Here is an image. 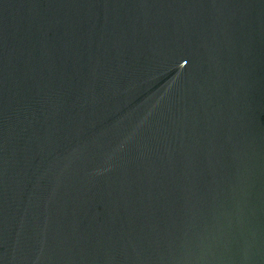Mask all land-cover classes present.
<instances>
[{"label":"water","instance_id":"1","mask_svg":"<svg viewBox=\"0 0 264 264\" xmlns=\"http://www.w3.org/2000/svg\"><path fill=\"white\" fill-rule=\"evenodd\" d=\"M0 264H264V0H0Z\"/></svg>","mask_w":264,"mask_h":264}]
</instances>
